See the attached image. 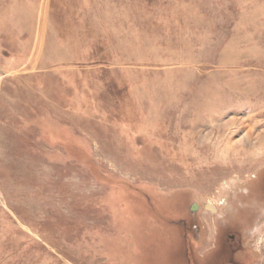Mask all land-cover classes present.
I'll return each mask as SVG.
<instances>
[{"label":"rangeland","instance_id":"rangeland-1","mask_svg":"<svg viewBox=\"0 0 264 264\" xmlns=\"http://www.w3.org/2000/svg\"><path fill=\"white\" fill-rule=\"evenodd\" d=\"M0 264H264V0H0Z\"/></svg>","mask_w":264,"mask_h":264},{"label":"bare ground","instance_id":"bare-ground-1","mask_svg":"<svg viewBox=\"0 0 264 264\" xmlns=\"http://www.w3.org/2000/svg\"><path fill=\"white\" fill-rule=\"evenodd\" d=\"M193 126H194V129L197 128V126H196L195 123L193 124ZM250 131L248 133H251ZM242 142H243L242 138L239 141H236L237 144H239V143L241 144ZM245 150H246L245 148H239L236 151L235 149H232V147L228 146V144H227L223 148V150H221V151L218 152V155L221 156V157H223L226 160V162H227L226 167H230V166H233L234 165V159L236 158V156L243 155ZM194 151H196V150H194Z\"/></svg>","mask_w":264,"mask_h":264}]
</instances>
